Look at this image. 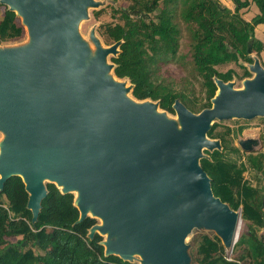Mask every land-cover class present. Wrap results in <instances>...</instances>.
<instances>
[{"label":"water","instance_id":"1","mask_svg":"<svg viewBox=\"0 0 264 264\" xmlns=\"http://www.w3.org/2000/svg\"><path fill=\"white\" fill-rule=\"evenodd\" d=\"M26 28L27 42L0 46V191L19 177L37 221L46 184L72 194L79 217L99 219L87 237L105 236L104 256L138 264H192L187 239L212 233L224 250L238 237L239 210L213 195L200 160L220 151L207 133L216 122L264 118V67L251 77H213L210 107L199 113L174 100H136L128 78L113 74L121 40L109 46L79 33L96 0H0ZM110 57V58H111ZM174 115V117L172 116ZM258 141L238 140L245 153ZM44 181H47L44 184ZM90 215V216H89Z\"/></svg>","mask_w":264,"mask_h":264},{"label":"trees","instance_id":"2","mask_svg":"<svg viewBox=\"0 0 264 264\" xmlns=\"http://www.w3.org/2000/svg\"><path fill=\"white\" fill-rule=\"evenodd\" d=\"M124 1L128 2L126 8L114 10L121 15L122 23L104 25L101 32L110 45L123 42L118 56L110 58L113 74L118 79L128 78L133 98L158 101L159 108L170 114H174L172 104L176 99L193 113L209 108L216 91L213 77L227 82L234 75L231 70L220 73L216 67L240 60L251 64V54L258 56L262 51V42L254 39V29L264 24V0H252L258 14L250 22L240 15L249 6L248 0H230L233 11L217 0ZM16 21L13 14H7L0 25V40L21 35L22 27ZM178 21L189 35L188 65L200 78L204 93V103L200 105L188 92L173 91L165 81L157 80L161 64L177 61ZM244 74L249 76L248 71ZM217 127L214 123L207 136L219 139L222 150L206 152L209 158L200 160V165L211 180L213 195L231 209H240L246 231L234 244L230 260L215 235L199 234L193 241V261L264 264V188L254 186L244 176L245 172L264 173V154H251L243 161L239 149L232 144L230 129L219 132ZM241 131L239 128L237 134ZM46 188L37 221L32 223L21 179L11 177L5 182L0 191V264H135L117 256L105 257L101 236L95 234L91 240L87 237L95 220L87 217L75 224L79 213L73 206V195L61 194L53 184ZM7 237L16 241L10 244Z\"/></svg>","mask_w":264,"mask_h":264},{"label":"rangeland","instance_id":"3","mask_svg":"<svg viewBox=\"0 0 264 264\" xmlns=\"http://www.w3.org/2000/svg\"><path fill=\"white\" fill-rule=\"evenodd\" d=\"M96 1H105L104 5L97 8V9H89L88 12V19L85 21H82L79 25V33L80 35L85 39L88 40V34L91 29H95V35L96 37L103 43L104 46H109L110 43H106L104 38L102 37V27L104 25L108 24H121L122 19L121 15L118 13H115L114 10H118L120 8H126L128 6V2L124 0H96ZM218 3L226 7L230 10H234V5L230 0H217ZM249 1V6L243 10L240 11V15L246 19L247 21H251L254 16L258 14V9L252 2V0ZM99 11V12H98ZM98 12V14H96ZM21 24V21H20ZM178 26L180 30V36L178 40V51H177V61H171L167 62L165 64H161L158 68L157 72V80L165 81V85H167L169 88H171L173 91H186L190 94L191 98H195L199 105L204 103V93L202 90V86L200 83V78L194 76L193 70L191 65L189 66L188 63H190V53H189V35L185 28L184 24H181L178 21ZM25 30L24 36L15 39V40H6L1 41L0 46L2 47H13L22 45L27 42V32L26 28L23 27ZM254 39H257L258 41L262 42V51L257 56L254 52L251 54L252 56H256L259 58L261 65L264 67V24H260L255 27L254 29ZM110 57H108V62H110ZM179 58V60H178ZM217 71L220 73H225L228 70H231L234 72L233 79L231 80L234 82L235 88H241V82L245 78H249L252 76V74L248 73L249 76H246L244 74V71L248 70V65L244 61H238L236 63H227L221 66L216 67ZM131 96V94H130ZM132 97V96H131ZM174 117V115H172ZM218 127L217 131H225V129H230V135L232 139V144L237 146V141L239 139H246V138H254L258 139L260 141L259 146L256 148V152H262L264 153V118H254L252 120H228V121H222V122H216ZM239 128H242V132L238 133L237 130ZM234 131V134L232 133ZM3 138V133L0 132V141ZM260 145L263 147L261 148ZM238 147V146H237ZM240 150V149H239ZM241 153V151H240ZM244 155V154H243ZM233 156V155H232ZM264 168V165H263ZM259 175V176H258ZM245 177H249L252 180V184L254 186H260L264 188V173L262 174H256L253 173H247ZM47 181H44V184H46ZM47 185V184H46ZM73 196L74 193H73ZM90 216V215H89ZM95 224L99 225L101 221L97 218L94 219ZM240 229L238 234L246 231V222L243 220L240 221ZM206 233L194 230L189 238L187 239V243L189 244V253L192 257V247H193V241L198 238L199 234ZM101 242L105 240V236L101 235ZM6 241L10 244H13V242L16 241V239L13 238H6ZM228 257H231V254L228 255ZM138 264L136 261L131 262ZM192 264H197L193 261L192 257Z\"/></svg>","mask_w":264,"mask_h":264},{"label":"flooded vegetation","instance_id":"4","mask_svg":"<svg viewBox=\"0 0 264 264\" xmlns=\"http://www.w3.org/2000/svg\"><path fill=\"white\" fill-rule=\"evenodd\" d=\"M7 14H13V15H14L15 19L17 20V21H16L17 24L20 25V26L22 27V33H21V35H20L19 37H17V38L0 40V42H1V41H6V40H15V39H18V38L24 36V34H25V30H24L23 26L20 24V19L16 16L15 12H14V11H10V10L8 9L7 6H5V5H3V4L0 3V25L2 24L3 20H4L5 17L7 16ZM14 22H15V21H14ZM258 141H259V140H258ZM259 143H260V141H259ZM257 147H258V146H257ZM260 147L262 148L263 146L260 145ZM240 151H241V150H240ZM243 154H244V155H243ZM239 155H240V157L243 159V158H245L246 156L251 155V154H245V153H243V152H241V153L239 152Z\"/></svg>","mask_w":264,"mask_h":264},{"label":"clouds","instance_id":"5","mask_svg":"<svg viewBox=\"0 0 264 264\" xmlns=\"http://www.w3.org/2000/svg\"><path fill=\"white\" fill-rule=\"evenodd\" d=\"M241 132H242V131H241ZM241 132H240V133H241ZM237 135H238V134H237ZM211 139H213V138H211ZM246 139H254V138H246ZM217 140H219V139H217ZM239 140H245V139H239ZM255 140L258 141V139H255ZM219 141H220V140H219ZM220 145H221V142H220ZM234 146H235V145H234ZM237 146H238V147H237ZM237 146H235V147H237L238 149L241 150V148H240L239 145H238V141H237ZM257 146H259V141H258ZM257 146L254 147V150H253L252 153H245V152H243L242 150H241V152H243V153H245V154H253V155H255V154H257V153H262V152H256V151H255L256 148H257ZM221 150H222V147H221ZM221 150H220V151H221ZM240 150H239V152H240ZM263 154H264V153H263ZM242 160L244 161L245 159L243 158ZM247 173H249V172H245V173H244V176L247 175ZM250 173H251V172H250ZM256 174H261V173H254V175H256ZM258 176H259V175H258ZM245 178H247V179H248L249 181H251V183H252V180H251L249 177H245ZM238 210L240 211V209H238ZM240 221H242V218H241ZM261 232H262V231H261ZM210 234H212V233H210ZM238 237H239V234H238ZM238 237H237V239H238ZM237 239L235 240V243H236ZM235 243H234V244H235ZM233 246H234V245H233ZM232 248H233V247H232ZM231 251H232V249H231ZM231 251L228 252V253L225 251V253H226V255H227V259H229V260L231 259V257H228V255L231 254Z\"/></svg>","mask_w":264,"mask_h":264},{"label":"bare ground","instance_id":"6","mask_svg":"<svg viewBox=\"0 0 264 264\" xmlns=\"http://www.w3.org/2000/svg\"><path fill=\"white\" fill-rule=\"evenodd\" d=\"M239 224H240V221H239V223H238V227H237V233L239 232V229H240V226H239Z\"/></svg>","mask_w":264,"mask_h":264}]
</instances>
